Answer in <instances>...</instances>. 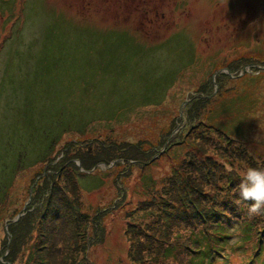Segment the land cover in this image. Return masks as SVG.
I'll return each instance as SVG.
<instances>
[{"label":"rangeland","instance_id":"rangeland-1","mask_svg":"<svg viewBox=\"0 0 264 264\" xmlns=\"http://www.w3.org/2000/svg\"><path fill=\"white\" fill-rule=\"evenodd\" d=\"M233 129L264 163V0H0V180L31 163L48 134L38 154L58 136L73 139L69 156L98 149L110 161L95 169L103 176H74L71 204L81 210L60 207L70 216L48 236L51 264L186 262L189 250L177 254L189 241L185 205L168 204L167 195L180 199L181 184L196 182L207 193L200 203L213 205L208 190L224 172L201 178L210 165L205 146L219 159L228 147L220 131ZM186 133L184 146H167ZM42 169L19 173L9 196L21 202ZM231 178L235 186L238 176ZM153 179L155 190L146 191ZM5 226L2 220L0 254ZM36 238L34 231L22 243L15 264ZM170 245L174 255L163 252Z\"/></svg>","mask_w":264,"mask_h":264},{"label":"trees","instance_id":"trees-1","mask_svg":"<svg viewBox=\"0 0 264 264\" xmlns=\"http://www.w3.org/2000/svg\"><path fill=\"white\" fill-rule=\"evenodd\" d=\"M244 95H245L244 93L238 94V98L242 99ZM248 95L250 96L249 93ZM221 106H224V102H221L218 105V108H220ZM220 132H221V135L219 136V138L225 139L228 143V147H225V153L221 154L220 158L217 159V158L208 156L207 147L205 146L204 153H206V156L210 162V165L206 169L208 173L202 172L204 171V169H202L200 176L201 178H203L204 176H208L209 173H211L210 179L212 178L215 179L216 171L218 172L223 171L224 173L219 174L218 175L219 177L215 179V183L213 186H216L219 182H221V184H218V186L222 188L223 190L228 191V188L232 187V184H233L232 179L230 178L229 172L227 171L226 167L223 164L216 162V160H220V162L230 161V159L228 158V154L232 150L230 145L232 142L239 141L240 136H243V135H240V133L236 129H233L229 131L228 133H225L223 131H220ZM202 136L203 138L208 137L206 135H202ZM189 138L190 137L186 133L184 137L181 138V141L177 142V144L174 140H171L167 144V146H170V145H174L177 147L184 146V143L186 141H189ZM164 145H165V139L163 136H161L158 140L157 146L161 148ZM192 147H193V144L192 142H190L185 148L187 150L189 148L191 149L194 148ZM191 149L187 150V152L189 151L192 152L193 157H195L196 152L192 151ZM197 152L202 153L201 145H199V147L197 148ZM181 162H182V159L179 160L180 164ZM56 167H57L56 169L57 173H53V174L50 173L49 175L44 176L41 179V181L35 185L34 190H33L32 199H31L32 202H37L39 199H42V198L44 199V202L47 205H51V204L58 202L57 192L61 188V185H60L61 182H60L59 175H61V171L64 169L65 163L58 164ZM178 177H181V176H178ZM66 178H67L66 182L68 183V185L70 183L73 187V190H76L75 182L68 176H66ZM176 184L180 185V183L177 181H176ZM181 185H182L181 187L182 189H184L185 191H189L190 194L193 195L195 201L193 200V197L190 196V194L186 195V192H184L185 194L182 197H180V199L177 198L176 194H172V193L171 195L168 194L167 202L169 204L170 203L169 199L173 198L179 205L180 204L182 205L184 203V205L187 207L188 205L194 204L193 209H190L191 211H193V218H196L195 220H193V222L201 225V227L200 228L197 227L192 230L191 234L189 235V241H184L180 249L182 247H185L187 250H189L190 253L188 254V256H190V258L193 257L194 255L202 254V256H200L199 258H195L197 261H199V264H202L204 262V255L206 254L205 252H209V251L212 252V257L215 258V262L212 264H231L230 260H231L232 254L231 253L229 254V249L231 246V244H229V241L231 240L232 235L229 232L230 230L224 227V224H225L224 223L225 222L224 209H228L227 206L231 202H233L235 199H237V195H233V197L226 195L224 197V200L222 201V205L224 206L213 208L211 206L205 205L204 207L202 206L201 208H198L197 206L199 205L200 197L197 195L201 193L200 192L198 193V191L200 190H198L197 187L198 186L201 187V184L195 182L194 185H191L190 182H186ZM211 198L213 199V201L218 199V196L214 194V189H212ZM69 204L72 210H76L75 206H72L70 202ZM160 207H162V209L160 210H165L167 206L160 205ZM166 216L171 218L170 212L166 211ZM261 216L247 221V224L244 226V228L240 230V233L243 234L244 239L248 241H250V238L252 237V235L254 237L258 236L257 239L259 241V245H260L261 240L264 241L263 239L264 238V234H263L264 233V218L263 220H261L260 219ZM222 225H223V229H219V226H222ZM247 225H249L250 227H247ZM220 231H222V234H219ZM138 232H141V231H138ZM31 234H30V238H31ZM25 239H26V235L24 233L19 238L17 243L12 245V248H11V255H12L11 259L12 260L14 258L15 253L21 248L22 243L25 241ZM244 239H240V247L243 245ZM45 244H48V242L46 240H43L41 237L36 238V240L33 241V245L30 244V251L28 253V257H26L25 259L27 264H38V263L44 264L48 261V255L46 253H43ZM248 245L243 246L241 249L242 250L248 249L252 257H254L256 255V252L259 251V249L256 247V245L254 246V241L249 246ZM191 246H193L194 248H192ZM238 248L239 246L235 247V249H238ZM241 249L239 251H241ZM233 253L236 254L239 252L235 251ZM258 253H260V251ZM243 256H246V254L239 253V259H242ZM45 257L47 258L45 259L46 261H44ZM261 257H263V254L261 255ZM190 264H192V262H190Z\"/></svg>","mask_w":264,"mask_h":264},{"label":"clouds","instance_id":"clouds-1","mask_svg":"<svg viewBox=\"0 0 264 264\" xmlns=\"http://www.w3.org/2000/svg\"><path fill=\"white\" fill-rule=\"evenodd\" d=\"M237 204L246 202L248 211L256 214L264 209V167H245L239 177Z\"/></svg>","mask_w":264,"mask_h":264}]
</instances>
